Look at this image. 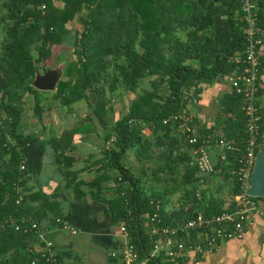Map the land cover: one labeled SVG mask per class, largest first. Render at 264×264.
I'll return each mask as SVG.
<instances>
[{"label": "trees", "instance_id": "16d2710c", "mask_svg": "<svg viewBox=\"0 0 264 264\" xmlns=\"http://www.w3.org/2000/svg\"><path fill=\"white\" fill-rule=\"evenodd\" d=\"M215 7L213 0H0V77L6 84L0 90V220L29 216L36 221L47 219L48 224L55 221V215L49 216L31 203L37 199L45 202L47 197L39 190L25 191L21 151L39 140H52L54 151L63 153L67 146L63 141L69 144L81 129H63L58 136L45 139L33 132L24 133L20 124L29 94L33 97L32 116L41 121L42 91L32 86L35 70L53 58V46H67L71 53L64 66H59L61 74L52 94L60 105L85 100L102 121L111 111L113 96L133 93L120 118L105 126L103 140L112 141L103 148L106 162L101 174L90 184L99 191L101 181L115 170L114 192L103 199L112 218L128 230L129 242L137 252L133 264H171L163 253L151 255L154 237L145 227L155 211L154 202L159 203L162 223L169 225L197 213L210 216L224 210V197L201 186L207 178L212 181L213 173H201L191 164L196 146L179 137L176 121L171 118L186 111L187 104L198 99L206 85L242 68L232 61L244 47L240 0H230L225 9L231 33L228 45L209 67L194 65L206 58L214 45ZM257 13V23L264 28V0H258ZM74 19L80 24L78 30L70 28ZM259 59L263 73L264 51ZM241 106V95L231 88L219 105L222 136L240 147L246 137ZM259 116V142L263 144L260 110ZM143 128L150 133L144 134ZM201 128L200 132H208ZM130 150L135 165L125 167L123 159ZM223 152L228 167L213 161L214 170L221 167L219 175L234 195L238 192L234 169L239 151ZM70 165L71 160L61 169L76 187L80 181L68 171ZM18 193L23 196L16 203ZM173 196H177V205L168 208ZM31 237L32 232L0 229V263L22 264L35 257L29 251ZM57 264L67 263L58 255Z\"/></svg>", "mask_w": 264, "mask_h": 264}, {"label": "crops", "instance_id": "0c3cea01", "mask_svg": "<svg viewBox=\"0 0 264 264\" xmlns=\"http://www.w3.org/2000/svg\"><path fill=\"white\" fill-rule=\"evenodd\" d=\"M213 1L216 2V9L212 15L215 31L214 45L206 58L194 62V65L200 69L209 67L217 53L228 45L231 38L225 12L230 0ZM77 24L80 25L78 22ZM76 29H80V26ZM51 50L54 53L53 58L47 63L40 64L39 70L42 66L45 68L64 66L71 53L67 46L55 45ZM263 51L264 49L261 54ZM228 89L226 79L223 77L211 85H206L195 103L187 104L186 112L198 122L199 127H203L201 129L208 131L207 133L223 134L219 105L222 95ZM54 90L41 93V104L44 109L39 122L32 116V95L25 97L21 131L33 132L45 139L58 136L63 129L80 128L81 131L76 133L69 144L67 140L63 141V144L67 143L63 152L66 154L65 158L62 152L54 151L52 140H39L40 142L27 145L22 149L26 177L25 191L27 193L39 190L47 199L45 202L37 199L31 202L32 205L39 206V209L49 216L55 215L56 218L66 219L76 230L74 234H71L61 229L55 221L51 224L47 223V219L40 221L49 228L46 237L52 242L54 250L64 263L121 264L119 252L122 222L112 218L108 205L103 199L110 197L114 192L115 170L109 171V176L101 181L99 191L90 183L101 174L102 164L106 162L103 159V148L112 141L103 140L105 126L107 122L120 118L129 105L133 93L123 92L113 96L110 101L111 111L100 121L85 100L70 106L60 105L59 100L52 97ZM259 90L256 103L264 125V72L260 75ZM142 132L146 135L150 133L148 128H143ZM209 153L212 163L214 161L228 167L227 156L221 148L211 147ZM133 155L134 153L125 156L123 159L125 167H132L135 162ZM69 160L71 165L68 171L74 173L75 181H80L76 187H73L71 176L61 169V166ZM220 170L221 167H218L212 172L210 182L205 177L207 179L201 186L209 189V193L224 197V210H233L236 206L234 195L231 194L229 183L222 181L223 176L219 175ZM96 192H98L97 195ZM258 206L259 212L251 214V225L245 228L241 238L220 244L212 252L201 256L195 263L183 264H264V199L258 200ZM31 239V248L33 250L39 248L40 243L33 234Z\"/></svg>", "mask_w": 264, "mask_h": 264}, {"label": "built area", "instance_id": "2783aa9c", "mask_svg": "<svg viewBox=\"0 0 264 264\" xmlns=\"http://www.w3.org/2000/svg\"><path fill=\"white\" fill-rule=\"evenodd\" d=\"M242 15L239 20L243 24L244 47L235 54L232 61L242 68L234 70L225 76L228 88L241 95V109L245 116L246 137L241 144L228 141L222 135L202 133L199 124L186 111L172 115L176 121L179 137L190 146H196L193 151L191 164L201 173L214 171L209 149L219 147L222 150L239 151L234 169L238 192L233 198L236 206L233 210H223L219 214L204 216L197 213L194 217L176 225L162 223L159 216V203H155V211L148 217L146 233L154 237L151 255L163 253L171 264L197 262L201 256L212 252L220 244L243 236L244 230L251 225L250 216L259 212L258 200L248 194L250 176L257 152L262 146L260 137V116L256 103L260 80V55L264 49V28L257 23L258 0H240ZM193 90V87L190 89ZM191 91L189 92V94ZM197 101L193 98L192 103ZM187 109V106H186ZM168 119H165L167 121ZM20 170L25 171L24 161L20 163ZM202 182V181H201ZM15 186H18L16 184ZM199 198V192L196 193ZM22 193H18L16 203L22 200ZM150 203H153L151 200ZM55 223L63 230L74 234L76 230L66 219L55 218ZM12 227L24 233L32 232L40 243V247L29 251L36 254L29 261L22 264H57L58 254L52 242L47 239L48 227L29 216H22L19 220L9 216L0 220V229ZM121 248L119 259L121 264H133L137 258L134 246L129 242V233L126 226L120 225ZM2 264V263H0Z\"/></svg>", "mask_w": 264, "mask_h": 264}, {"label": "water", "instance_id": "95a60500", "mask_svg": "<svg viewBox=\"0 0 264 264\" xmlns=\"http://www.w3.org/2000/svg\"><path fill=\"white\" fill-rule=\"evenodd\" d=\"M61 74V67L52 68L41 67L36 69L32 86L41 91H51L55 89L56 83ZM6 84L0 77V90H4ZM248 194L253 197L264 198V143L257 152L254 160Z\"/></svg>", "mask_w": 264, "mask_h": 264}, {"label": "rangeland", "instance_id": "374dc122", "mask_svg": "<svg viewBox=\"0 0 264 264\" xmlns=\"http://www.w3.org/2000/svg\"><path fill=\"white\" fill-rule=\"evenodd\" d=\"M77 22H78L77 19H74L72 22H70V23H69L70 28H71V29H74V28L79 27L80 25H78ZM78 23H79V22H78ZM76 24H77V25H76ZM129 152H131V153H129ZM129 152L127 153L126 156H128L129 154H133V151H132V150H130ZM133 156H134V155H133ZM134 158H135V157H134ZM134 165H135V162H134ZM132 166H133V165H132ZM133 168H134V167H133ZM176 197H177V196H173L172 201L170 202V204L167 205L168 208H174V207H176V205H177Z\"/></svg>", "mask_w": 264, "mask_h": 264}]
</instances>
